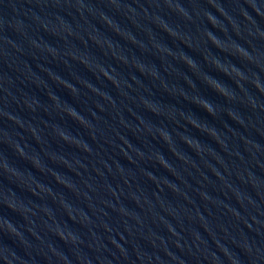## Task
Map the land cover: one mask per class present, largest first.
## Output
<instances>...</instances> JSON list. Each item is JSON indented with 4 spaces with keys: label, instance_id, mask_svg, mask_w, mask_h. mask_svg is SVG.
Masks as SVG:
<instances>
[{
    "label": "water",
    "instance_id": "1",
    "mask_svg": "<svg viewBox=\"0 0 264 264\" xmlns=\"http://www.w3.org/2000/svg\"><path fill=\"white\" fill-rule=\"evenodd\" d=\"M0 264H264V0H0Z\"/></svg>",
    "mask_w": 264,
    "mask_h": 264
}]
</instances>
